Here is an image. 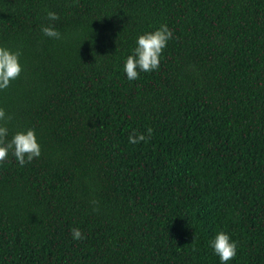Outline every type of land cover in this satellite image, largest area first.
Instances as JSON below:
<instances>
[{
  "label": "trees",
  "instance_id": "16d2710c",
  "mask_svg": "<svg viewBox=\"0 0 264 264\" xmlns=\"http://www.w3.org/2000/svg\"><path fill=\"white\" fill-rule=\"evenodd\" d=\"M162 23L158 68L126 79ZM0 44L4 124L40 145L0 162V264H219L220 230L229 264H264V0H0Z\"/></svg>",
  "mask_w": 264,
  "mask_h": 264
},
{
  "label": "clouds",
  "instance_id": "9594fccd",
  "mask_svg": "<svg viewBox=\"0 0 264 264\" xmlns=\"http://www.w3.org/2000/svg\"><path fill=\"white\" fill-rule=\"evenodd\" d=\"M48 24L40 25V31L44 36L52 39H61V32L52 25V21L58 19L54 11L46 12ZM173 37V32L167 24H160L157 28L144 31L136 36L134 46L122 61V71L125 78L135 80L140 72H150L158 68L161 53L167 42ZM20 50H12L0 44V90L6 89L12 80H15L21 72ZM10 117L0 107V162H5L9 155L23 166L33 158L40 155V145L36 139L34 130L30 127L16 130L9 134L4 121ZM152 129L146 128L145 133H136L128 136V142L135 144L146 140L151 136ZM73 240H82L84 235L78 227L70 232ZM208 246L218 258L219 264H229V261L237 254V242L231 239L223 230L217 231L209 240Z\"/></svg>",
  "mask_w": 264,
  "mask_h": 264
}]
</instances>
